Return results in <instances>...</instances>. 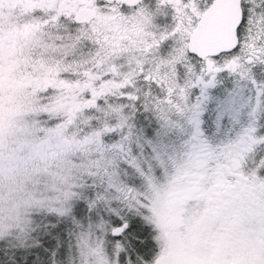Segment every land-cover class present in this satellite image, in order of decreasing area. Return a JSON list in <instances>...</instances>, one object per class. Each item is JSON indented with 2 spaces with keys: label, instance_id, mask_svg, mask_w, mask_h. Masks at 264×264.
<instances>
[{
  "label": "snow or ice",
  "instance_id": "snow-or-ice-1",
  "mask_svg": "<svg viewBox=\"0 0 264 264\" xmlns=\"http://www.w3.org/2000/svg\"><path fill=\"white\" fill-rule=\"evenodd\" d=\"M0 264H264V0H0Z\"/></svg>",
  "mask_w": 264,
  "mask_h": 264
}]
</instances>
